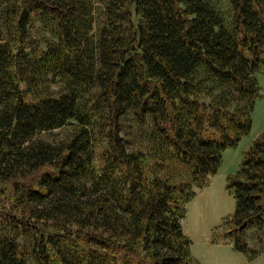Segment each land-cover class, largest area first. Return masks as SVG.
Instances as JSON below:
<instances>
[{"label": "trees", "instance_id": "trees-1", "mask_svg": "<svg viewBox=\"0 0 264 264\" xmlns=\"http://www.w3.org/2000/svg\"><path fill=\"white\" fill-rule=\"evenodd\" d=\"M98 1L0 0V264H198L181 220L251 129L264 0ZM34 18L44 47L26 41ZM65 127L64 142L38 137ZM227 189L223 235L250 259L249 242L264 251V129Z\"/></svg>", "mask_w": 264, "mask_h": 264}, {"label": "rangeland", "instance_id": "rangeland-1", "mask_svg": "<svg viewBox=\"0 0 264 264\" xmlns=\"http://www.w3.org/2000/svg\"><path fill=\"white\" fill-rule=\"evenodd\" d=\"M212 1L223 11L229 10V0ZM96 8L98 12L103 9V4L98 0ZM3 17L4 11L0 6L2 30ZM51 38L48 28L38 18H34L28 25L26 41L29 45L44 47ZM255 78L260 86L261 95L256 99L251 112L252 123L249 133L242 136L235 147L228 148L222 153V161L217 172L210 176L206 187L196 190L195 197L186 204V214L181 220L183 231L190 240V252L198 264H264V251H259L262 245L249 242L250 248L257 252L249 259L244 253L234 250L223 235L226 230L223 221L232 216L235 204L232 193L227 189V177L239 169L244 150L264 129V73L257 72ZM46 90L47 94H56L61 90V83L50 79ZM121 126L123 130L121 136L130 142L129 147L136 148L139 138L132 118H123ZM69 135L70 127H65L41 133L38 137L58 144L64 142ZM8 189L9 185L0 183V208L9 206Z\"/></svg>", "mask_w": 264, "mask_h": 264}]
</instances>
